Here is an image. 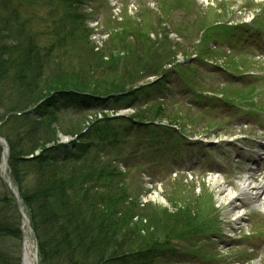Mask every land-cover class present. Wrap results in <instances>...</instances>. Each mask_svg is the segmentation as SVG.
Masks as SVG:
<instances>
[{
  "label": "rangeland",
  "instance_id": "374dc122",
  "mask_svg": "<svg viewBox=\"0 0 264 264\" xmlns=\"http://www.w3.org/2000/svg\"><path fill=\"white\" fill-rule=\"evenodd\" d=\"M17 1L22 5L25 24L22 30L16 26L14 36L21 41L30 35L35 37L42 58V79L62 77L67 85L73 83V77L96 80L103 94L112 84L120 83L127 89L122 92L129 94L122 97L118 114L92 109L82 115L75 106L78 101H70L76 108L62 111L52 126L58 133V143L68 145L75 136L66 132L74 126L83 131L101 116H119L97 123L86 135L93 147L88 156L89 172L96 170L87 186L91 195H98L95 199L102 201L104 210L112 209L110 220L118 227L123 223L128 229L145 231L143 237L130 241L137 249V243L142 244L138 255L116 264H264V208L243 201L246 216L239 226L234 225L224 214L226 207L219 203L217 190L209 180L213 173H220L227 187L240 192L238 181H244L254 168L259 171L255 181L264 185V160L256 154L264 159V148H259L264 143V48L259 50L258 55H263L260 63L256 62L257 55L253 58L240 53L246 50L240 31L211 27L217 23L235 25L256 15L258 23L255 19L254 29L246 31L252 45L247 52H254L257 42L264 43V0H114L116 7L113 0H90L94 13L87 19L97 17L98 35L85 23V11L79 5L71 11L66 0H15V5ZM66 7L69 15L64 14ZM168 47L175 54L167 57L172 58L165 66L176 64L170 67L167 84L162 89L158 82L145 87L155 80H145L147 68L157 63L162 51L170 53ZM236 47L238 51L232 55L226 52ZM102 64L104 72L99 69ZM33 70L37 73V64ZM136 77L144 80L137 85L130 83V78ZM31 81L38 84V75ZM131 85L147 89L134 93ZM0 93L5 98L1 115L18 101L6 98L12 92L0 89ZM33 121L39 119L33 117ZM25 122L10 126L12 134L23 130ZM155 124L177 126L179 134L187 139L171 134L170 140L164 132L158 136ZM138 125L148 128L130 132L126 144L120 145L127 131ZM10 129H1V137H11ZM157 137L158 143L153 144ZM118 151L125 163L117 161L112 170L107 158H115ZM96 153L102 157L95 161L106 171L105 179L91 166ZM77 193L72 192L69 198L74 200ZM156 194L163 202L151 199ZM10 196L14 198L0 173V198ZM89 204L83 205L85 212L100 217L102 209ZM15 205L11 204L7 212L20 218V235L0 239V250L8 256L9 264H22L24 235ZM30 236L37 252L33 232ZM142 249L156 253L147 258L149 254Z\"/></svg>",
  "mask_w": 264,
  "mask_h": 264
},
{
  "label": "trees",
  "instance_id": "16d2710c",
  "mask_svg": "<svg viewBox=\"0 0 264 264\" xmlns=\"http://www.w3.org/2000/svg\"><path fill=\"white\" fill-rule=\"evenodd\" d=\"M82 1L84 0H66L65 4L67 3L69 9L73 11L77 5L82 4ZM70 10L67 8L64 14L69 15ZM22 19L21 3L17 1L15 5V0H0V89L12 92V95L6 96L7 99L14 97L18 101L12 109L1 113L0 122L3 124L0 130L4 127L10 129V126L21 120L26 121L23 130L12 134L10 129L12 136L16 133L14 140H11L12 136H7L10 146L9 164L12 179L18 186L19 195L30 218L40 264H116L125 258L136 256L142 244L137 243V249L130 241L143 237L144 229L139 231L128 229L123 223L118 227L110 220V217H113L112 209L104 210L102 201L95 199L99 198L98 195H91L87 188L96 171L89 172L88 156L93 147L87 143H72L71 149L59 145L58 133L52 128L58 122V115L70 107L76 106L80 114L90 112L92 109L118 111L122 105V97L117 94L125 93L122 89L125 90L126 87H120V83L117 86L112 84L111 92L103 94L96 80L85 81L84 78L73 77V83L67 85L62 77L42 79L44 70L39 44L35 37L30 35L28 40L21 41L14 36L16 26H19V30L24 28L25 21ZM118 39L121 43L122 38L118 36ZM54 48L52 46L51 49ZM168 49L170 53L164 54L162 51L157 63L147 68L146 78L161 72L163 74L165 63L175 54L172 48ZM46 53L49 54V50ZM169 56L172 57L167 58ZM35 64L37 73H33ZM101 66L103 67L99 69L103 71L104 65ZM34 75H38L39 85L31 81ZM140 79L143 78H130V83L137 85ZM131 88L128 91H132ZM145 89L143 87L134 93ZM4 100L0 93V109ZM70 101L78 102L73 106ZM33 106L34 110H29ZM24 111L29 112L24 114ZM18 113L23 115L18 116ZM33 117L39 121L34 122ZM106 120L112 119L105 118ZM66 133L81 137L82 129L74 126L71 132ZM38 150L41 154L36 156ZM30 156L33 157L29 158ZM98 159L102 160L100 154L96 153L91 166L96 167L101 177L105 179L106 171L98 167L95 161ZM31 163L36 165L29 166ZM111 164L108 165L112 167ZM76 191H78L76 198L71 200L69 197ZM13 203L16 204L11 196L0 198V239H13L20 235L18 227L20 218H15L7 212ZM87 203H90V207L102 209L100 217L93 216L92 212H85L83 205ZM143 251L149 254H146L147 258L156 253L154 250ZM0 264H9L8 256L1 250Z\"/></svg>",
  "mask_w": 264,
  "mask_h": 264
},
{
  "label": "bare ground",
  "instance_id": "6f19581e",
  "mask_svg": "<svg viewBox=\"0 0 264 264\" xmlns=\"http://www.w3.org/2000/svg\"><path fill=\"white\" fill-rule=\"evenodd\" d=\"M4 169L3 165V170ZM255 172L248 173L244 181H238L239 186L241 187L240 192L224 185L225 180L223 175L212 174L209 179L213 187L217 190L219 203L226 207L224 214L230 217V220L234 225L239 226L245 217V211L241 205L244 200L250 201L254 207H264V185L256 183ZM151 199L156 202H163L158 194L153 196ZM22 226L25 235L22 253L23 256H21L22 264H38L37 252L35 250V244L33 243L32 237L30 236L32 232L28 221H25Z\"/></svg>",
  "mask_w": 264,
  "mask_h": 264
},
{
  "label": "water",
  "instance_id": "95a60500",
  "mask_svg": "<svg viewBox=\"0 0 264 264\" xmlns=\"http://www.w3.org/2000/svg\"><path fill=\"white\" fill-rule=\"evenodd\" d=\"M5 142L4 141H2V140H0V145H1V147H3L4 148V150H6V148H7V145L6 144H4ZM7 158H6V156H5V160H6ZM8 185L10 186V188H11V190H12V182L10 181V179L8 178Z\"/></svg>",
  "mask_w": 264,
  "mask_h": 264
}]
</instances>
